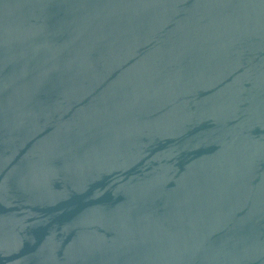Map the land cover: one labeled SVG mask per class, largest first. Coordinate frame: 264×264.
Here are the masks:
<instances>
[{"label": "water", "instance_id": "obj_1", "mask_svg": "<svg viewBox=\"0 0 264 264\" xmlns=\"http://www.w3.org/2000/svg\"><path fill=\"white\" fill-rule=\"evenodd\" d=\"M0 264H264V0H0Z\"/></svg>", "mask_w": 264, "mask_h": 264}]
</instances>
